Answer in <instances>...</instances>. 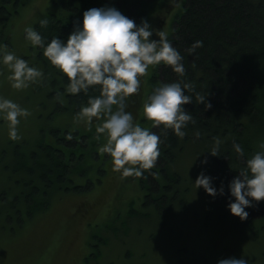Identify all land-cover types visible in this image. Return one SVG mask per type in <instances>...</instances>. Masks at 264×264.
Returning <instances> with one entry per match:
<instances>
[{
	"label": "trees",
	"instance_id": "16d2710c",
	"mask_svg": "<svg viewBox=\"0 0 264 264\" xmlns=\"http://www.w3.org/2000/svg\"><path fill=\"white\" fill-rule=\"evenodd\" d=\"M182 1L174 3L179 10L171 21V40L184 57L185 75L181 77L171 66L161 63L153 69L146 85L141 77V91L128 101V110L146 127H151V121L144 118L142 105L159 81L192 82L196 92L206 95L212 105L206 107L196 99L195 92L190 93L193 100L184 107L193 114L196 123H188L187 135L182 138L172 129L153 128L160 132L163 141L159 146L160 156L151 170H145L144 176L133 179L141 194L129 204L126 214L133 222L151 221L154 213L159 221L166 219L168 226L164 223L161 224L163 229L159 228L161 235L171 233V229L178 230L171 228L169 220H188L191 184L182 172L188 156L197 164L201 163L218 190L223 186V194L208 193L214 208H207L214 219L218 216L223 223L230 212L227 207L231 197L229 183L239 174L238 168L246 158L264 141V0H186L183 7ZM160 2L162 0H50L46 12L35 17L47 16L49 24L42 27L39 19H35L33 26L49 40L57 35L66 41L75 23H82L86 9L114 6L139 24L142 18L150 21ZM35 3L36 0H0V43L7 44L10 50L14 48L12 34L16 19ZM195 40H202L203 45L189 53L187 50ZM26 51L25 59L45 72L38 90L46 97L45 103L53 102L48 112L50 117L63 112L74 117L81 104L87 103L88 95L99 94L96 91L87 95L65 93L67 79L43 56L42 50L37 47L34 51L31 45ZM58 92L63 96L58 97ZM39 133V139L33 143L26 139L19 142L0 139V236L15 235L26 224L47 213L58 194L90 192L104 181L110 155L99 151L105 141L96 139L95 118L91 128L75 121L71 126H43ZM216 137L222 143L218 155H213L207 151L214 146ZM233 141L242 146L243 154L235 151ZM205 158L207 164L202 163ZM257 204L246 208L249 217L251 211L259 213ZM191 215L200 226L207 223L206 220L201 225L198 215ZM247 227L251 229L250 225ZM179 235L187 237L182 230ZM102 244L104 246L106 241ZM131 255L128 252V256ZM190 258L177 264H200L195 262L198 258L201 264H208L199 256Z\"/></svg>",
	"mask_w": 264,
	"mask_h": 264
},
{
	"label": "clouds",
	"instance_id": "9594fccd",
	"mask_svg": "<svg viewBox=\"0 0 264 264\" xmlns=\"http://www.w3.org/2000/svg\"><path fill=\"white\" fill-rule=\"evenodd\" d=\"M49 22L47 16L39 19L42 27ZM153 31L146 18L137 24L114 6L86 9L82 23H75L66 41L57 35L49 40L32 25L24 28L25 39L30 41L33 50L39 47L43 56L67 79L65 93H99L88 95L87 103L81 104L73 119L91 128L95 118L96 139L105 141L99 151L110 155L113 169L123 177L144 176L145 170L155 166L163 141L160 132L153 128L172 129L181 138L187 135L188 123H196L193 114L184 107L193 100L190 93L195 92L196 99L206 107L212 106L206 95L196 92L192 82L177 79L159 81L144 100L143 116L151 121V127L142 126L128 110V101L141 91V77L150 66L163 63L181 77L186 73L184 57L167 32L157 30L159 39H151ZM202 45V40H195L187 51L194 53ZM0 66L9 70L7 79L15 89L28 88L45 76L42 68L30 64L3 43H0ZM2 71L3 67H0ZM57 96L62 97L63 93L58 92ZM29 114L28 108L0 95V117L7 123L11 139L18 138L21 117L26 118ZM196 135L199 136V132ZM221 143L216 137L214 146L207 152L218 155ZM233 147L237 153L243 154L238 142L233 141ZM202 163L207 164V158ZM238 173L229 183L231 197L235 199L230 197L227 207L243 220L249 215L246 208L252 206L254 200H264V141L246 158ZM194 185L197 189L202 186L213 196L218 191L224 193L223 186L218 190L213 178L203 170ZM217 264H249V260L243 255L239 258L232 256L219 259Z\"/></svg>",
	"mask_w": 264,
	"mask_h": 264
},
{
	"label": "rangeland",
	"instance_id": "374dc122",
	"mask_svg": "<svg viewBox=\"0 0 264 264\" xmlns=\"http://www.w3.org/2000/svg\"><path fill=\"white\" fill-rule=\"evenodd\" d=\"M36 1L16 19L13 29L14 48L11 50L24 58L26 49L31 46L30 41L25 39L24 28L26 25L33 26L39 19L35 17L45 13L50 3V0ZM180 1L162 0L159 3L149 21L154 30L152 39H159L157 30H164L172 39L171 21L179 10L174 3ZM185 1L180 4L182 7ZM156 66H150L142 77L145 85ZM0 67H3L0 72V95L13 99L30 112L26 118L21 117L16 139L9 137L8 125L0 117V139L17 142L26 139L33 143L39 139L43 126L74 124L73 116L68 112L58 116L56 113L51 117L48 115L54 105L52 101L45 103L46 97L38 90L42 82L30 84L25 89H15L7 79L9 70L6 66ZM43 103L46 107L42 106ZM106 162L104 181L95 190L58 194L47 213L26 224L15 235H1L0 264H177L180 260H189L192 254L206 259L208 264H217L221 258H239L242 255L249 260V264H264V200H254L253 204L258 203L256 209L259 213L251 211L253 219L248 216L242 220L229 212L225 221L219 222V217L214 219L212 211L207 209L209 206L214 208L207 191L194 185L199 173L202 170L205 172V169L188 156L184 163L185 172L181 170L191 184L189 211L186 213H190L188 220H169L171 228L178 230L171 229L170 235H161L159 228L163 229L161 224L167 225V222L166 219L159 221L155 213L151 221H131L132 218L126 214L128 206L141 194L133 180L135 177H123L115 171L110 156ZM191 214L198 215L201 225L207 220L205 226H200ZM181 230L187 237H180ZM104 241L106 244L102 246ZM128 252L132 255L128 256ZM195 262L201 264L199 258Z\"/></svg>",
	"mask_w": 264,
	"mask_h": 264
},
{
	"label": "bare ground",
	"instance_id": "6f19581e",
	"mask_svg": "<svg viewBox=\"0 0 264 264\" xmlns=\"http://www.w3.org/2000/svg\"><path fill=\"white\" fill-rule=\"evenodd\" d=\"M38 147H39V145H38ZM197 150V149H196ZM16 217V216H15ZM15 220V219H14Z\"/></svg>",
	"mask_w": 264,
	"mask_h": 264
}]
</instances>
